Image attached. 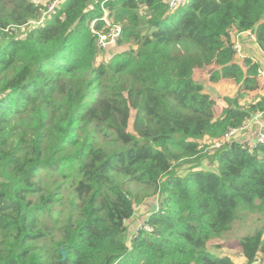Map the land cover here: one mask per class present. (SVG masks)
I'll list each match as a JSON object with an SVG mask.
<instances>
[{
  "label": "trees",
  "instance_id": "16d2710c",
  "mask_svg": "<svg viewBox=\"0 0 264 264\" xmlns=\"http://www.w3.org/2000/svg\"><path fill=\"white\" fill-rule=\"evenodd\" d=\"M45 9L0 0V264H264V222L239 240L246 263L208 247L264 203V142H201L264 110V96L240 102L261 62L245 70L231 37L253 31L264 54V0H65L22 32ZM106 12L122 34L100 62ZM210 66L240 84L220 116L194 77Z\"/></svg>",
  "mask_w": 264,
  "mask_h": 264
},
{
  "label": "rangeland",
  "instance_id": "374dc122",
  "mask_svg": "<svg viewBox=\"0 0 264 264\" xmlns=\"http://www.w3.org/2000/svg\"><path fill=\"white\" fill-rule=\"evenodd\" d=\"M65 0H40L43 4L47 6V10L45 9V13L43 17H39L37 19H33L30 21V23L27 26L22 27V32H26L28 29H32L33 27L37 26L40 23H44L47 20V15H50L54 13L57 8L60 6V3ZM250 31V30H249ZM250 35V34H249ZM254 39H256L255 34H253ZM119 50L118 45L110 46L103 53H101L99 61H105L109 58L111 54ZM238 59H242L241 57H238ZM211 68H206V69H200L199 72H203L205 74H208L206 76L205 80L209 79V72ZM201 82H204V80L200 77H197ZM198 80V81H199ZM210 80V79H209ZM259 81V87L253 91H248V92H243L242 98H240L243 101V105H246L247 102L254 100L258 98L259 96H264V77H261V79H258ZM219 82V81H217ZM218 88L214 89L212 92L209 90V93L212 95V97L216 100L215 104V110L216 114L220 115L223 111V109L226 107L224 98L226 96H231L232 90L235 91L234 95L231 97H235L238 95L239 91V83L236 82L233 79H228V80H222L221 82L217 83ZM253 92V93H252ZM136 111L132 109L131 111V119H130V125H129V130L134 132V119H135ZM260 133V132H259ZM258 133V134H259ZM258 136V135H257ZM202 145L205 146V152L207 154H213L214 150L218 147L216 145V141L212 139H202L201 140ZM204 165H211V162H204ZM187 170H182L181 174H184ZM42 184L45 185L50 181V177L46 175V173L42 174L41 176ZM129 187L133 190L134 196L139 198L140 201L145 200L146 198H143L141 200V191L143 190L142 186L135 183L131 182L129 184ZM154 197H150L142 203V205L137 204L136 205V210H138L141 206H146L150 207L154 203H156L157 200H159L158 195H152ZM159 202V201H158ZM258 208L254 212L246 210L241 212L240 218H238L232 229H230L228 232L223 234L221 237H216L212 240L209 241V249L212 253L218 256H224V255H230L234 258V260L238 263H246L245 256L242 252V249L240 247V242L239 240L247 234H250L255 231L256 227L264 222V203H259ZM150 215V214H149ZM149 215L144 218L142 221H135L133 220L136 215H134L131 219L129 220V228L127 230V235L128 239L131 238V232L132 230L135 232L139 228L145 225L147 218ZM131 224V225H130ZM0 238H1V233H0ZM261 255V254H259Z\"/></svg>",
  "mask_w": 264,
  "mask_h": 264
},
{
  "label": "crops",
  "instance_id": "0c3cea01",
  "mask_svg": "<svg viewBox=\"0 0 264 264\" xmlns=\"http://www.w3.org/2000/svg\"><path fill=\"white\" fill-rule=\"evenodd\" d=\"M231 37H232V42L234 44L238 43L240 45L241 49H242V53H243V55L241 57L242 59L241 60L238 59V57H240V56H238L237 54L235 56H236V60L241 64V66L245 70L247 69V66L244 63V58H246V57L247 58H251L254 61H260L261 62L260 68L263 66V64H264V54H263L261 48L259 47V45L257 43V40L252 38L249 35V31L238 32V31H236V29H232ZM207 68L213 69L214 66H210V67H207ZM199 70L200 69L196 70V72L194 74V77L196 78L197 81L199 80L197 77H200V78H202L204 80V82H202V83L206 86L207 92H209V90H211V92H212L214 89H217L218 88L217 83L221 82L222 80H228L227 78H222V79L219 80V82H212L209 79L205 80V78H206V76H208V74H205L203 72H199ZM209 75H210V72H209ZM261 77H263V76L259 75L258 79H261ZM199 82H201V81L199 80ZM239 91H240V85H239ZM234 92L235 91L232 90L231 96L234 95ZM231 96H229V97H231ZM260 97L261 96H259L258 98L254 99V100L256 101ZM252 101L253 100H251L249 102H252ZM224 102H225V104H227L225 100H224ZM240 102H241V104H243V101L241 99H240ZM249 102H247V103H249ZM225 106L227 107V105H225ZM215 113H216V110H215ZM220 115H217V116H220ZM262 130H264V129H262ZM259 132H260V128L256 124H251L248 129L241 131L242 138L237 140V141H242V142H246L248 144H251L252 142L257 140L256 137H257ZM207 139H209V138H207ZM212 140L216 141L215 139H212ZM152 207H153V205L150 206V207L141 206L138 210H136V213H135L136 217L133 220L142 221L144 218H146L150 214V211H151ZM135 232L132 230L131 234H134Z\"/></svg>",
  "mask_w": 264,
  "mask_h": 264
},
{
  "label": "built area",
  "instance_id": "2783aa9c",
  "mask_svg": "<svg viewBox=\"0 0 264 264\" xmlns=\"http://www.w3.org/2000/svg\"><path fill=\"white\" fill-rule=\"evenodd\" d=\"M184 0H170L169 4L171 7H175L178 4L182 3ZM105 21V27L107 28L106 31L95 32L99 35V44L102 48L107 49L110 46H114L118 44V41L122 34V25L113 23L109 20L107 16V12L102 18ZM249 34L251 37H254V32L249 31ZM234 50L236 54L240 57H242V49L238 43L234 44ZM259 75L264 77V64L259 69ZM251 124H256L260 128V133L256 137L257 140L252 142L251 144L256 145L259 142H264V110L254 113L253 116L247 121L243 126L239 128H230L226 134L221 139H216V145L220 147L222 144L231 142V141H237L242 138L241 131L246 130L249 128ZM217 147V148H218ZM159 208V206H158ZM151 230V228H148Z\"/></svg>",
  "mask_w": 264,
  "mask_h": 264
},
{
  "label": "water",
  "instance_id": "95a60500",
  "mask_svg": "<svg viewBox=\"0 0 264 264\" xmlns=\"http://www.w3.org/2000/svg\"><path fill=\"white\" fill-rule=\"evenodd\" d=\"M158 206H159V202L157 200L156 203L153 204V207L151 208V211H156L158 209ZM63 254L65 256V251H63Z\"/></svg>",
  "mask_w": 264,
  "mask_h": 264
},
{
  "label": "bare ground",
  "instance_id": "6f19581e",
  "mask_svg": "<svg viewBox=\"0 0 264 264\" xmlns=\"http://www.w3.org/2000/svg\"><path fill=\"white\" fill-rule=\"evenodd\" d=\"M121 45V44H120Z\"/></svg>",
  "mask_w": 264,
  "mask_h": 264
}]
</instances>
